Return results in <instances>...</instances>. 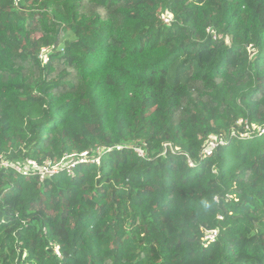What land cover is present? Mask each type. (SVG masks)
<instances>
[{"label": "trees", "instance_id": "obj_1", "mask_svg": "<svg viewBox=\"0 0 264 264\" xmlns=\"http://www.w3.org/2000/svg\"><path fill=\"white\" fill-rule=\"evenodd\" d=\"M261 128L264 0H0V264H264Z\"/></svg>", "mask_w": 264, "mask_h": 264}, {"label": "built area", "instance_id": "obj_2", "mask_svg": "<svg viewBox=\"0 0 264 264\" xmlns=\"http://www.w3.org/2000/svg\"><path fill=\"white\" fill-rule=\"evenodd\" d=\"M18 0H14V2H17ZM161 18L165 21V22H169L170 21V16L168 14H161ZM47 53H48V48L43 47L41 49V53L39 54L40 59L42 60L43 63H45L48 59L47 57ZM242 122V120H239L238 123ZM244 124H246V121L243 122ZM245 131L247 133H251V131L249 130L248 126H245ZM261 133H264V128H261L259 130ZM223 143V139L221 136H219L218 138L213 137L210 140H208L206 142L205 147L202 150V154L203 155H209L212 150L218 145V144H222ZM138 150V151H137ZM135 152L139 155H142V152L139 148H135ZM75 154H70L69 157H74ZM87 160V151H84L82 153L79 154L78 158L71 163V165L75 164L76 162H85ZM97 161V159H96ZM0 165L5 166V167H12L15 171H17L18 173L22 174V175H28V174H33V173H38L39 175V179L42 180L45 174H49V173H53L56 171V168L59 167V163L53 164L51 166H47V165H43V166H39L34 160L31 159H27L25 160V162H23L22 165L19 164H14V163H8L7 161L1 159L0 160ZM216 232L215 231H211L209 233H207L204 237V239H213L215 236ZM57 251V250H56Z\"/></svg>", "mask_w": 264, "mask_h": 264}, {"label": "rangeland", "instance_id": "obj_3", "mask_svg": "<svg viewBox=\"0 0 264 264\" xmlns=\"http://www.w3.org/2000/svg\"><path fill=\"white\" fill-rule=\"evenodd\" d=\"M138 151V150H137Z\"/></svg>", "mask_w": 264, "mask_h": 264}]
</instances>
